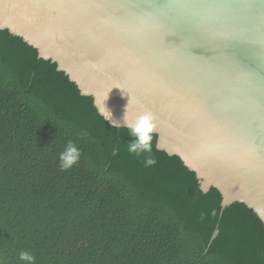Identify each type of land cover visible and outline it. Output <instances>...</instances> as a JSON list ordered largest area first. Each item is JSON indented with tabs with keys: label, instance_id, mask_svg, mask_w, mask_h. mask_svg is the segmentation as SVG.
Segmentation results:
<instances>
[{
	"label": "trees",
	"instance_id": "trees-1",
	"mask_svg": "<svg viewBox=\"0 0 264 264\" xmlns=\"http://www.w3.org/2000/svg\"><path fill=\"white\" fill-rule=\"evenodd\" d=\"M69 140L82 154L61 171ZM130 140L55 62L0 30V264H26L21 251L35 264H264L252 208H222L156 133L151 167Z\"/></svg>",
	"mask_w": 264,
	"mask_h": 264
},
{
	"label": "water",
	"instance_id": "water-1",
	"mask_svg": "<svg viewBox=\"0 0 264 264\" xmlns=\"http://www.w3.org/2000/svg\"><path fill=\"white\" fill-rule=\"evenodd\" d=\"M4 29L264 223V0H0Z\"/></svg>",
	"mask_w": 264,
	"mask_h": 264
},
{
	"label": "clouds",
	"instance_id": "clouds-1",
	"mask_svg": "<svg viewBox=\"0 0 264 264\" xmlns=\"http://www.w3.org/2000/svg\"><path fill=\"white\" fill-rule=\"evenodd\" d=\"M106 100L103 101V106L98 108L99 113L105 118L106 121H111L113 126H122L120 122L112 119L111 112L106 107ZM126 113L127 107L123 117L122 126L127 129L128 135L131 137V140L127 144V151L129 154L135 155L137 157L143 156V163L145 167L156 165L157 160L151 154L153 133L157 127L155 123V117L151 112H144L137 115L134 119H129ZM86 135V131L81 132V136ZM81 154V150L77 146L76 142L69 140L65 144L64 150L59 154L60 170L66 171L71 169L78 163ZM19 259L26 262V264H35V257L27 251H21L19 253Z\"/></svg>",
	"mask_w": 264,
	"mask_h": 264
}]
</instances>
